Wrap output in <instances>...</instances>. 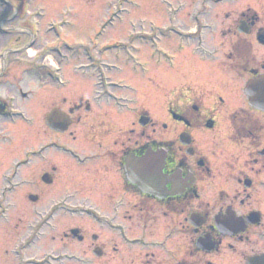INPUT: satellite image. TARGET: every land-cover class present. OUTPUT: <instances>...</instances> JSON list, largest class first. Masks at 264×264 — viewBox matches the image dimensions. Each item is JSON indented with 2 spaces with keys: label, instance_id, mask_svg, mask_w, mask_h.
<instances>
[{
  "label": "flooded vegetation",
  "instance_id": "af4514ba",
  "mask_svg": "<svg viewBox=\"0 0 264 264\" xmlns=\"http://www.w3.org/2000/svg\"><path fill=\"white\" fill-rule=\"evenodd\" d=\"M189 3L182 2V10L203 24L204 33L198 46L186 49L176 84L163 90L168 102L162 120L144 121V126L137 121L143 136L148 129L154 136L144 145L111 140V114L101 112H111V89L118 87L111 82L114 68L130 61L125 44L102 43L111 30L110 12L95 29L92 25L85 43L72 46L61 36L59 44L40 47L39 57L50 64L17 61L31 80L25 92L24 80L9 74L11 48L1 43L20 31L0 26V50L5 51L0 58V264H264V103L257 102L256 109L247 102L243 106L248 82H263L257 92L264 93V0ZM41 20L29 23L23 51L35 49L47 34L48 23L42 28ZM59 48L61 60L53 52ZM66 69L80 82L67 79ZM37 81L55 91L71 87L79 96L36 100L31 114L21 102L35 95ZM8 87L20 97L9 94ZM148 150L164 156L156 195L130 183L124 170L128 156L141 159ZM111 168L123 174L120 186H114ZM59 172L78 178L80 186L43 203ZM24 189L31 218L25 234L12 235L13 211L19 208L12 196ZM57 217L80 221L62 237L86 249L80 256L66 251L30 255L41 239L58 231ZM133 230L139 235L134 237ZM113 235L132 250L120 253Z\"/></svg>",
  "mask_w": 264,
  "mask_h": 264
},
{
  "label": "rangeland",
  "instance_id": "374dc122",
  "mask_svg": "<svg viewBox=\"0 0 264 264\" xmlns=\"http://www.w3.org/2000/svg\"><path fill=\"white\" fill-rule=\"evenodd\" d=\"M8 1L11 3V8H0V13L3 14V17L0 19V26L2 28L18 27V31L20 32L18 34L19 36L14 35L8 39L4 38L1 43H8L11 48V51L7 55L9 74L12 78L18 77L17 80H20V82L24 80L22 84L24 87L23 92L28 89L31 80L23 73L25 67L19 65V63H21V60H23V63L28 62L29 59L34 60L35 64H50L46 57H39V48L54 44L53 38L45 34L39 40L41 42L38 43L35 49H33V51L31 50V53L23 51V44L26 43L29 38V23H33L34 15H37L38 13L43 15L41 25L42 28H44L48 21L57 22L60 17V12L65 13L67 21L69 24L73 25V28L68 26L62 28L61 31V28L59 27L58 31H61L63 37H65V42L69 45L75 46L77 41L85 43L90 33V28L93 25L92 29H95L100 19L105 15L104 13L107 9L112 12L118 10V7L120 8L119 11H124V14H120L121 19H114L111 22V30H108L102 43L112 44L115 42H121L124 44L126 42V33L130 32L132 28H137V30H132L134 33L131 34L134 39L130 44L127 43L128 46L125 48V56L127 58L128 56L133 57L135 60L123 63L124 72L115 75L116 77L114 79L120 80L126 85V90H115L114 92L115 95L122 100H125L124 105L122 108L111 106V112H101L111 114V140L121 138L123 141L129 140L132 145L152 143V139L154 138V136L151 137L152 131L148 129L145 136H143L142 132H144V130L138 126V118L136 116L138 114H147L153 123L162 120L164 117V109L168 102L166 98L162 99L163 90H165L164 93H166V91L176 84L175 74L183 67L181 63L182 57L184 58L185 54L188 53L186 49L192 45L197 46V40L202 36H190L192 33L195 34L197 22L193 15L182 10V2L189 3V0H167V2L164 1L165 3L160 2L161 0H126L122 4H119L118 0ZM24 4L29 5V7L26 8V10H28L26 13L23 11ZM27 22L28 24H26ZM19 26H22L23 28H19ZM170 26L176 30L175 33L168 32ZM147 37H149V40H147ZM1 43L0 46L2 45ZM32 54L34 56L33 59L30 58ZM155 54L158 57H156ZM165 54L168 55L169 59H167ZM19 60L20 62L16 63ZM121 61L124 62V60ZM56 64L57 63L54 61L53 66H56ZM29 66L26 65V68ZM32 74L35 75V72ZM65 74H68L66 76L67 79H74L73 81H76L74 82L75 85L80 82L79 79H75L74 76L71 75L69 69L65 70ZM83 86L86 87L85 84H83ZM87 86H89V84H87ZM6 89L10 91L9 94L15 93L20 97L14 87H8ZM34 90L36 91L35 95L30 100L26 99L21 102V106H23L25 110L27 109V111L31 112V114L33 112L35 113V111H33L34 109L31 107L32 103L36 100H45L44 98L48 100V97H57L60 100L72 95L79 96L76 95L75 90L71 87L65 91H55L53 87L48 84L40 83L38 81L37 83L35 82ZM236 101L239 100H233L235 103ZM235 103L232 104V106H235ZM243 106H246L245 98H243ZM44 108L46 107L44 106ZM40 109L41 106L38 105L37 115H39ZM23 129H25V127H23ZM38 134L37 139H41L42 130H40ZM77 139L78 141L80 140L79 136ZM121 179L124 180L123 174L116 169L111 168V180L113 181L114 186H120ZM77 180L79 181L78 178H64L63 172H59L55 179H53L52 185L47 188L46 191H49V193L44 198L43 203H48L51 200H59L64 192L75 193L74 187L78 185ZM78 186H80V184ZM91 186H102V184L93 183ZM28 192L27 189H24L12 196L11 201L19 204H17L19 208L13 211V213H15L13 214L15 216V221L12 223V229L15 228L16 230L10 231V234L12 235L17 232L22 233L23 231L24 234L26 232V220H28L29 217L31 218L30 206L27 204L26 200ZM74 201H78L76 195ZM95 203L102 206L97 199ZM77 225H80V221L78 220L57 217L53 226L55 229L57 228L58 231L47 234V236L30 249L29 254L41 258L46 252H52L55 254V252L59 253L66 251L69 254L74 253L80 256V253L86 249L85 245H80L75 241L63 238L64 233L69 228L76 227ZM132 235L135 237L136 235H139V232L133 230ZM113 238L116 239L117 249L120 253H126L132 250L129 249L130 247H126L118 236L113 235ZM12 243L10 242L8 246L5 245L3 250H8ZM43 245L47 247L44 249ZM9 257L10 256L5 257V260L7 261ZM82 258L89 261L92 260L90 259V255H84ZM116 260L119 263L120 259L117 258Z\"/></svg>",
  "mask_w": 264,
  "mask_h": 264
},
{
  "label": "water",
  "instance_id": "95a60500",
  "mask_svg": "<svg viewBox=\"0 0 264 264\" xmlns=\"http://www.w3.org/2000/svg\"><path fill=\"white\" fill-rule=\"evenodd\" d=\"M261 83L263 82H257V85ZM255 92L256 87L251 85L247 95L249 96L250 105L253 107H256L255 104L259 101L264 103V93L254 95ZM125 164L126 177L130 183L139 187L142 192L157 194L158 188L161 187L159 182V170L163 164L162 157L159 153L148 151V153L141 159H136L133 156H130L125 161Z\"/></svg>",
  "mask_w": 264,
  "mask_h": 264
}]
</instances>
